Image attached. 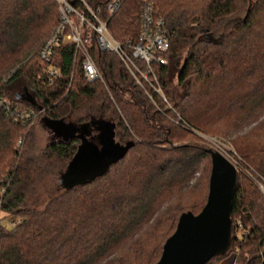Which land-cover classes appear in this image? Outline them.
I'll return each instance as SVG.
<instances>
[{
  "label": "trees",
  "instance_id": "trees-1",
  "mask_svg": "<svg viewBox=\"0 0 264 264\" xmlns=\"http://www.w3.org/2000/svg\"><path fill=\"white\" fill-rule=\"evenodd\" d=\"M85 1L118 41L137 40L141 0H121L111 16L110 0ZM149 1L169 36L168 64L155 70L175 112L162 102L158 110L110 53L92 50L107 88L86 81L70 43L55 49L61 76L49 84L38 51L58 23L56 1L0 0V99L41 110L25 124L0 107V264H155L180 214L198 213L207 199L211 148L192 130L227 139L215 132L236 118L249 127L228 139L240 157L231 241L205 264L230 253L234 264H264V195L251 177L264 179V0ZM12 82L33 100L15 99ZM72 116L131 145L86 181L40 192L81 139L58 136L34 155L30 124L42 117L61 128ZM92 132L84 137L97 143Z\"/></svg>",
  "mask_w": 264,
  "mask_h": 264
},
{
  "label": "built area",
  "instance_id": "built-area-1",
  "mask_svg": "<svg viewBox=\"0 0 264 264\" xmlns=\"http://www.w3.org/2000/svg\"><path fill=\"white\" fill-rule=\"evenodd\" d=\"M58 7L59 20L45 39L38 51L40 62L47 66L49 84L53 83L61 73L53 65L55 49L61 44L70 43L74 46V61L80 60L83 78L88 82L100 81L106 86V81L98 69L92 55V50L110 53L116 56L123 64L135 85L141 88L147 99L158 109L162 110L159 103L162 102L166 108L175 112L169 98L166 96L155 66H164L169 61V36L166 32L162 18L156 17L152 2L141 0L140 28L136 41H118L108 27V20L101 17L99 9L91 8L85 0H55ZM121 0H110L105 9L108 16L120 5ZM79 4L83 8L79 7ZM107 88V86H106ZM8 98L0 99V107L12 112L16 120H22L25 124L36 119L41 112L34 109L17 110L12 109ZM162 112V111H161ZM180 120H175L179 123ZM205 142L217 144L220 148L225 147L228 154L219 151L236 168L240 169V157L229 141L223 137L210 136L192 130ZM21 144V140L18 142ZM212 149V148H211ZM262 195H264V179L251 176ZM19 222L14 220L12 224ZM240 226L241 224L238 223Z\"/></svg>",
  "mask_w": 264,
  "mask_h": 264
},
{
  "label": "water",
  "instance_id": "water-1",
  "mask_svg": "<svg viewBox=\"0 0 264 264\" xmlns=\"http://www.w3.org/2000/svg\"><path fill=\"white\" fill-rule=\"evenodd\" d=\"M14 98L27 103L33 100L26 88H23V92H16ZM97 138V143L86 137L81 138L76 152L60 173L59 185L63 189L86 181L104 166L122 157L131 145L116 143L111 130L107 128L101 129ZM208 151L211 168L206 202L196 214L191 211L180 214L176 228L164 242L155 264H205L212 257L225 255L228 251L237 171L220 152L213 149ZM235 257L236 253H231L226 258L228 264H234Z\"/></svg>",
  "mask_w": 264,
  "mask_h": 264
},
{
  "label": "rangeland",
  "instance_id": "rangeland-1",
  "mask_svg": "<svg viewBox=\"0 0 264 264\" xmlns=\"http://www.w3.org/2000/svg\"><path fill=\"white\" fill-rule=\"evenodd\" d=\"M175 73H176V70L173 67V65H171L169 76H168L171 84L176 83V80L174 79ZM10 87H11L10 88L11 94L13 93L15 94L16 92H23L21 88L18 89L17 82H12ZM76 119L77 117H74V116L70 117L69 119H66L64 122L66 127L62 126L61 128H58L55 124H50L48 120L43 119L42 117L39 120L34 121V123H31L30 126L32 127H31V133H30L28 142H29V146L31 147L32 153L34 155H37L40 152L41 148H43L47 143H49L53 139H56V137L58 138V136L59 137L61 136V138L63 139L69 136H75L78 139H81L84 136H87L88 133L94 134V132L92 131H96V134L101 131L102 126L100 127L99 121L91 122L89 124H85V123L80 124L76 122ZM241 121H239V118H236V121L226 124L225 128H223L221 132L219 131L218 132L214 131V132L218 133L219 135H223L224 137L227 138V140L234 139L235 137L246 132V130L249 127L248 124L246 125L245 123H242ZM88 125H90L89 126L90 129L88 128ZM72 132H74V134ZM207 135H210V134H207ZM203 142L209 148L223 151L226 153L225 155L228 154L227 153L228 150L225 149V147L223 146L222 148H220L217 144H214L211 142H205L204 140ZM64 168L65 166H62L60 168L53 169L48 174H46L42 178L41 182L39 183L38 190L40 192L46 193L49 190H52L53 188L55 189L57 188L58 191H61L63 187L59 185V176H60V173L64 170ZM3 216L4 214L1 212L0 218H3ZM226 260L227 259L222 258L216 261L215 264H220L221 262H223L224 264H228Z\"/></svg>",
  "mask_w": 264,
  "mask_h": 264
},
{
  "label": "flooded vegetation",
  "instance_id": "flooded-vegetation-1",
  "mask_svg": "<svg viewBox=\"0 0 264 264\" xmlns=\"http://www.w3.org/2000/svg\"><path fill=\"white\" fill-rule=\"evenodd\" d=\"M228 256H230V254H228V255H226V256H224V259H226ZM228 259V258H227ZM227 261V260H226Z\"/></svg>",
  "mask_w": 264,
  "mask_h": 264
}]
</instances>
